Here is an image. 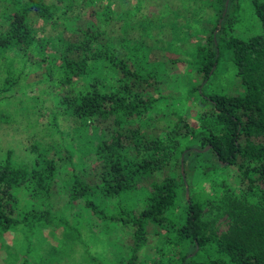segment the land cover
Masks as SVG:
<instances>
[{
    "label": "trees",
    "instance_id": "1",
    "mask_svg": "<svg viewBox=\"0 0 264 264\" xmlns=\"http://www.w3.org/2000/svg\"><path fill=\"white\" fill-rule=\"evenodd\" d=\"M82 1L89 5V0ZM221 2L208 1L217 13ZM249 2L257 21L253 35L232 34L228 2L217 32H210L204 43L193 47L189 64L200 77L187 91L206 107L197 115L201 130L194 131L179 117L160 137L146 126L158 112L165 67L151 58L140 41L110 43L99 31L81 29L76 37L57 36L53 42L50 34H36L29 18L51 25L58 17L57 4L0 0V55L13 50L27 56L32 50L44 60L54 47L64 85L59 105L79 129L96 132L93 179L86 180L73 170L65 184L73 225L66 216L52 213L49 200L59 175L57 159L72 166L68 149L53 147L56 157H52L33 142L29 164L15 161L10 150L5 152L0 161V233L18 225L26 237L37 226L73 231L75 222L84 224L87 214L107 228L116 223L129 228L124 254H117L109 264H139L137 254L147 244L149 225H155L158 236L163 231L166 241L181 246L176 264H264V0ZM217 66L234 71L238 92L204 91ZM79 80L85 83L73 87ZM165 141L171 144L167 154L141 153L163 151ZM188 152L203 160L199 171L206 177L215 168L233 167L241 185L237 194L216 198L212 193L188 190L184 198L187 171H180L179 166L184 169ZM170 158L172 164L164 162ZM191 166L196 169L198 165ZM168 167L173 172H167ZM155 172L161 175L156 178ZM22 184L30 199L25 209H20L15 196ZM212 202L214 210L225 213L230 222L228 230L218 236L206 233L201 221L203 208ZM75 215L83 218L76 220ZM18 264L28 263L21 257Z\"/></svg>",
    "mask_w": 264,
    "mask_h": 264
},
{
    "label": "rangeland",
    "instance_id": "2",
    "mask_svg": "<svg viewBox=\"0 0 264 264\" xmlns=\"http://www.w3.org/2000/svg\"><path fill=\"white\" fill-rule=\"evenodd\" d=\"M45 1L59 6L58 17L50 25L31 16L29 20L36 34H50L52 41L57 42V36L73 38L81 29L96 30L110 43L140 41L150 51L152 59L164 64L158 112L146 126L149 132L160 137L179 117L188 121L194 131L202 128L197 115L206 107L187 91L192 84L198 83L200 77L189 64V58L193 56L195 45L204 43L210 32H217L226 4L229 2L232 6L229 15L232 16L233 35L248 37L257 29L249 0H222L218 13L209 5V0H89L88 6L82 0ZM57 52L52 47L44 60L32 50L27 56H20L13 50L0 55V161L10 150L15 161L29 164L32 160L30 144L33 142L40 143L45 147V153L52 157H56L53 147L67 148L72 166L69 167L63 158L57 159L59 175L49 200L52 213L66 216L68 223L73 225L65 184L73 170L86 180L93 179L95 156L92 145L96 132L79 129L59 105L58 96L64 85L59 80ZM214 75L204 87L205 92L234 94L239 91V79L231 68L217 66ZM84 83L85 80L75 81L73 87ZM50 120L55 121L54 125ZM182 143L183 140L179 144ZM170 146L165 141L163 151L143 150L141 153L156 156L158 151L162 156ZM187 155L184 169L181 164L179 166L180 171H187L184 198H187L188 190L212 193L216 198L237 194L241 185L233 167L215 168L206 177L199 171L203 169V160L194 158L189 152ZM164 162L172 164L174 160L164 159ZM194 163L198 165L196 169L191 166ZM173 170L167 168V172ZM160 175L161 172H155L154 177ZM212 186L219 190L214 191ZM15 196L20 209L27 208L30 199L23 184L17 188ZM208 205L201 214L203 229L218 236L228 230L230 222L225 213L214 210V202ZM77 207L80 210V206ZM173 212L176 213L177 209ZM84 215V224L75 222L73 231L37 226L26 237L22 225H18L0 233V264H18L21 257L26 258L28 264H109L117 254L123 255L128 226L116 223L107 228L95 218ZM75 216L76 220L83 218ZM157 230L155 225L147 227L148 241L139 250L137 262L176 264L183 252L181 246L166 241L167 235L163 231L158 236Z\"/></svg>",
    "mask_w": 264,
    "mask_h": 264
}]
</instances>
